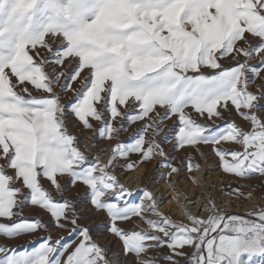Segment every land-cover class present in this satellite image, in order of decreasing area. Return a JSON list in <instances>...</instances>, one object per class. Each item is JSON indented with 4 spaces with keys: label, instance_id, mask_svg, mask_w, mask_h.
Listing matches in <instances>:
<instances>
[{
    "label": "snow or ice",
    "instance_id": "6c2138e0",
    "mask_svg": "<svg viewBox=\"0 0 264 264\" xmlns=\"http://www.w3.org/2000/svg\"><path fill=\"white\" fill-rule=\"evenodd\" d=\"M204 147L237 181L221 193L251 198L264 0H0V264H264V204L177 187ZM153 162L182 219L121 181Z\"/></svg>",
    "mask_w": 264,
    "mask_h": 264
},
{
    "label": "bare ground",
    "instance_id": "6f19581e",
    "mask_svg": "<svg viewBox=\"0 0 264 264\" xmlns=\"http://www.w3.org/2000/svg\"><path fill=\"white\" fill-rule=\"evenodd\" d=\"M160 171H162V169ZM160 171L156 170V164L153 162L152 165H142L139 170L129 173L127 176H121V181L124 182L127 187L132 189H137L142 184L152 181L149 186L156 190L158 199H162L164 201L161 204V211L170 213L177 219H182L183 217L180 208L176 205L175 201L171 199L173 193L168 191V185L164 182V178L160 175ZM197 178L201 181L199 186L190 183L187 177L182 178L177 185V187L182 189L186 193L187 197L190 198V207L191 204H195L197 206L204 204L206 202L205 197L208 195L216 197L218 203L223 202V206L227 207L229 213L238 214L251 209L254 205L264 204V199L261 200V198L253 192L252 197L248 198L244 202H233L232 200L219 196L217 188L219 187L222 179H224V176L220 167L216 166V164H214L211 160H206L201 163V170ZM157 181L159 183H156ZM166 192L167 194L163 195ZM181 200L184 203H189V201L184 200L183 197H181ZM229 204H232V206H229ZM192 211L196 212L197 208H192Z\"/></svg>",
    "mask_w": 264,
    "mask_h": 264
},
{
    "label": "rangeland",
    "instance_id": "374dc122",
    "mask_svg": "<svg viewBox=\"0 0 264 264\" xmlns=\"http://www.w3.org/2000/svg\"><path fill=\"white\" fill-rule=\"evenodd\" d=\"M66 100H67V97L65 98ZM237 122H239V120H237ZM168 123H170V122H168ZM217 123H222V122H220V121H218ZM131 131V130H130ZM161 137H164V134L163 133H161ZM127 138H128V135L126 134L124 137H122V139H124V140H127ZM108 147H110V146H108ZM164 147H169V145L168 144H164ZM203 151H204V153H206L207 155H206V158H201L199 155H197L196 153H190V155L192 156V157H194V162H199L200 163V165H201V163L202 162H204V161H206V160H211V161H213L214 162V164H216V166H218L219 167V163H218V160H217V158L214 156V155H211V154H209V151H208V148L207 147H204L203 149H202ZM173 155H176L177 157H178V161H179V159L180 158H182L183 156H184V152H178V153H173ZM102 159H107V156L105 157H103ZM133 159H135V157H133ZM203 159V160H202ZM177 161V162H178ZM201 161V162H200ZM153 163H151V164H147V165H152ZM154 164H156V162H154ZM221 169V168H220ZM117 171H119V169L117 170ZM222 172V171H221ZM223 174V173H222ZM223 176H224V179H222V181L220 182V185H219V187L217 188L218 189V191H219V196H221L222 198H227L228 200H231L230 198H229V196L227 195V193L226 192H224L223 193V195H222V193H221V191H220V189H222L223 188V186L224 185H226V184H228L229 182H231V183H237V181L235 180V179H233V178H231V177H229V176H227V175H225V174H223ZM121 178V177H120ZM239 183H241V184H244V185H254V186H256V191H253L251 188H249V187H244L243 188V191L245 192V193H247V192H253L255 195H257V196H259L260 198H261V200H263L264 199V181H262L260 178H258V177H253V178H251V179H249V180H247V181H240ZM222 184V185H221ZM216 189V190H217ZM81 191H83V190H81ZM166 201H168V200H166ZM244 201H246V200H244ZM243 201V202H244ZM264 201V200H263ZM241 202V201H240ZM250 209H248V210H245V211H243V212H240V213H238V214H241V215H243V214H245L247 211H249ZM26 215H31V213L30 212H26L25 213ZM94 219H98V218H94ZM85 222H87V221H85ZM54 238H56L55 236H54ZM111 238H110V236H108V234L107 233H105V236H104V238H102L101 239V243H107V241L108 240H110ZM0 242H3L2 240H0ZM9 243H20V244H24V245H28V241H25V240H21V241H10ZM125 264H128V262H125Z\"/></svg>",
    "mask_w": 264,
    "mask_h": 264
}]
</instances>
